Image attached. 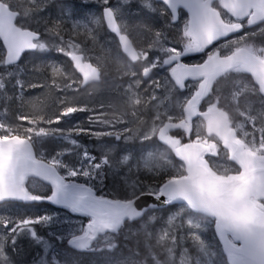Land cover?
I'll list each match as a JSON object with an SVG mask.
<instances>
[{
    "label": "snow or ice",
    "instance_id": "6c2138e0",
    "mask_svg": "<svg viewBox=\"0 0 264 264\" xmlns=\"http://www.w3.org/2000/svg\"><path fill=\"white\" fill-rule=\"evenodd\" d=\"M25 2L27 11L24 14L8 3L9 12L16 13L14 20L0 15V45L4 53L0 56V101L5 105L0 112L5 114L8 103L14 99L21 108L32 103L26 100L24 92L37 85L22 79L24 71L19 64L26 53H43L54 48L70 58L74 70L82 77L81 84L99 81L104 74L105 57L97 58L95 63L89 62L79 44L64 41L63 22L47 25L43 34L25 28V23L46 7L47 0ZM98 2L104 5L101 16L88 22H74L73 34L79 35V29L84 28L85 35L96 40L99 28L106 27L118 37L119 47L133 64L144 62L141 78L132 70L130 76L134 79L126 90L129 100L136 106L143 101L154 107L150 131L137 139L141 145L157 140L178 163L169 157L163 167L154 169L150 167V158L160 153L147 152L136 158L129 147L134 134L127 126L139 119L135 110L132 116L136 119L122 120L125 127L119 129L114 123L102 122L99 118L102 113L93 115L95 109L86 105L64 106L53 114L43 111L21 113L17 119L27 121L31 126L0 120V167L6 177L5 185L0 189V202H46L70 213L80 223L72 226L75 231L69 232L67 246L77 251L91 250L93 242L100 236L115 241L125 223H139L135 232H143L148 237L151 235L149 225L156 220L155 212L167 210L169 215L164 228L172 226L176 232L162 228L158 241H166L172 254L181 240L190 241L193 246L189 249L181 245L180 264H225L224 257L226 264H264V196L258 195L264 191V124L261 123L264 121V79L262 74L253 75L257 66L264 64V43H255L256 37H264V0H140L142 8L166 19L162 28L152 30L150 25L147 26L154 31V39L146 49L139 51L129 38L127 23L110 6V0ZM0 3H6V0H0ZM120 3L130 5L133 0H120ZM172 30L178 33L174 40L168 36V31ZM238 33L240 35H235ZM45 35L56 38L59 43L49 44ZM196 56H203L202 61L188 62ZM51 67L54 77L64 73L55 62ZM157 71L166 75L157 77L154 75ZM242 79L250 84V92H241L237 81ZM145 82L148 84L145 91L151 90L146 99L139 91ZM52 83L60 87L55 79ZM75 83L76 80L66 82L61 91L71 89ZM10 86L15 89L14 93L9 92ZM44 86L48 87L47 84ZM159 92L163 95H158ZM177 92L180 97L173 102ZM252 96L260 98V107H254L250 99L247 101V116L241 118L238 125L241 131L234 142L229 144L226 138L225 143L220 144L201 135L203 113L210 114L209 123L215 124L218 130L232 131V121L219 109L224 104L239 106L242 99ZM174 109H179L178 116L172 114ZM85 112L89 113L85 118L87 127L85 122L77 123L71 129L40 126L58 125L64 118ZM95 126H110L112 130L94 131ZM79 136L110 138L114 143L101 145L100 158L82 149L76 152L75 163H68L64 156H70L80 148V142L74 138ZM49 139L63 140L72 149L37 154L36 145ZM249 156L252 159H248ZM121 166L127 170L122 179L130 194L121 199L98 195L97 186L104 185L108 174L115 175ZM216 169L231 171L229 179L232 181L244 184L250 179L255 181L256 187L243 202L248 207L225 215L202 196L193 195L189 187L181 183L191 173L200 170L213 173ZM141 171L149 173L151 179L141 178ZM81 179L83 182H79ZM56 219L51 213L35 217L0 215V230L7 236V240H0V264H15L8 254V246L14 248L21 235H27L43 247L45 256L40 264H60L55 246L37 231V226L50 227ZM177 220L179 224L175 223ZM209 229L219 246L205 238L204 233ZM51 235L55 236V233ZM57 239L62 243L65 237L61 235ZM118 247L114 243L110 250ZM50 251L52 255L49 256Z\"/></svg>",
    "mask_w": 264,
    "mask_h": 264
},
{
    "label": "rangeland",
    "instance_id": "374dc122",
    "mask_svg": "<svg viewBox=\"0 0 264 264\" xmlns=\"http://www.w3.org/2000/svg\"><path fill=\"white\" fill-rule=\"evenodd\" d=\"M12 5L19 4L21 0H8ZM23 13L27 11L26 2L23 0ZM101 4L98 0H47L46 7L42 8L41 11L34 14L32 20L26 22V25L29 27H34L36 30H40L44 33V29L47 25L51 26L53 22L61 21L62 29L68 30L73 40L68 39V41L72 43L79 44L83 52L88 53L94 61H97V58L105 57L104 61V74L102 78V83L99 86H95L90 88L86 92H79L77 89L73 91V88L68 89L67 91H61L63 85L67 83H72V77L69 75H65L61 73L59 75L53 76L52 68H48L39 65V69L32 68L31 64L25 62L23 65V77L22 79L37 85L32 89H25L24 96L26 100L32 101V103L26 104L23 108H21L17 101L14 99L10 101L7 105V113L0 112V120H4L6 122L12 123L13 125H23L24 127L31 126L27 123V121H20L17 119L18 115L23 114H33L39 111L46 112L48 114L58 113L64 106H88L89 108L95 109L93 115L102 113L99 117L100 120L107 121L109 123H114L116 128H123L125 124L122 123V120L132 121L136 118L132 116V112L135 110L137 116L139 117L135 123H130L127 126L131 127L132 133L134 134V139L131 141L137 147L140 146V141L137 139L139 136L144 134L145 132H149L153 122L152 116L154 112L153 104L145 103L141 101L139 106H136L129 100V96L127 93V88L129 83L134 79L130 76L132 68L129 67L126 63L123 62V66L121 65V71L118 72L117 68L119 67L117 59L111 60L115 57L113 55L115 53L114 46L108 40L109 37L103 34L102 30L99 28L97 32V39L93 40L90 36L85 35L84 28L79 29V35L73 34V23L80 22H88V19H92L93 17H98L96 14L98 12V7ZM114 8L117 10L119 17L127 23L132 31L135 30L136 21L139 22V16L144 14V10L139 7V4L130 5H122L120 0L117 3H113ZM17 6V5H16ZM83 10L85 12H83ZM146 18V16H145ZM148 19V18H146ZM145 22H142L138 25L140 27L142 25L141 31L145 32V27L147 24L154 26V24L149 23L147 20L143 19ZM149 20V19H148ZM131 21H134L133 24ZM147 21V22H146ZM72 30V32H71ZM140 31V32H141ZM139 32V33H140ZM154 32V31H153ZM63 38H65V33L62 32ZM147 33L143 34H135L136 42L141 49H145L148 44L153 40L151 35L148 34L147 39L144 40V36ZM88 43H86V39ZM45 40L48 41L49 44L58 42L54 37L45 35ZM1 54V50H0ZM65 56V55H63ZM37 64V63H35ZM60 67V66H59ZM163 78L164 76H158ZM53 79L56 80V84L60 85V87H56L53 85ZM15 77H13V82ZM240 86V82L237 81ZM47 84L48 87L44 85ZM146 86L143 85L140 87L139 91L142 93L143 98H147L149 95V91H145ZM241 92L247 93L251 91V88H240ZM9 92L14 93L15 89L11 86L9 87ZM75 92V93H74ZM158 95H163L162 92H159ZM180 97V93H176L173 96V102H175ZM254 102V107H260L259 105V97H245L242 99L239 106H235L236 111L240 114L241 117H246L248 112V100ZM63 101L64 103H61ZM4 102L0 101V109L4 108ZM163 111V109H161ZM178 110V109H174ZM105 111V112H104ZM89 115V113H76L70 118H64L62 122L58 125H46L41 124L40 126L44 127H59L61 129H71L73 125L85 122V118ZM68 120V122H67ZM72 120V121H71ZM264 124V121H261ZM84 126L87 127V123H84ZM94 131H105L112 130L111 127L105 126H95ZM257 133V138H258ZM92 139V138H91ZM105 139V138H104ZM104 139H95L97 143H101V145H111L114 141L110 138L108 140L103 141ZM103 142H101V141ZM112 143H109V142ZM153 141V140H152ZM151 141V142H152ZM95 142V141H94ZM88 144V143H86ZM57 149H65L71 150L72 146L69 143L64 142L63 140L57 139H49L45 140L43 143H38L36 145L35 151L37 154L43 152L45 155L51 154ZM82 149H90L87 145L82 142L80 144V148L76 149L70 156H64V159L68 163H75L78 159L76 152L81 151ZM99 150L101 147H94L93 150ZM140 152V151H139ZM135 152V153H139ZM139 159V156L137 157ZM157 164H160L158 159H155ZM135 164V161H133ZM155 166L150 161V167L155 169ZM125 168V167H123ZM125 171H121L124 174H119L117 178H111L113 181L112 187L116 190H123L124 192H128L130 194V189L126 187L122 177L126 174V168L123 169ZM142 174H147L146 171H141ZM80 182H83L81 179ZM109 186L106 184V187ZM121 186V187H120ZM98 194H103L104 185H98L96 188ZM22 208L18 206H6V208L0 209V215L10 214L12 216H20ZM35 213L33 215H29L26 209L23 208V216H38L43 214L39 209H34ZM174 211V210H173ZM182 212L183 209H180ZM46 213H51L56 216L57 219L52 223L50 227H41L37 226V231L40 235H43L49 242H55L58 244L56 246V254L59 256L60 264H139L138 256L134 248H136L139 253L142 255L150 256L154 251H160L161 248L164 247L165 241H158V235L160 234V230L164 228L166 218L169 213L164 214L163 212H155V217H157L156 222L149 225L148 231L151 233L150 236H146L145 233L140 232L136 233L135 229L139 228V223L131 224L127 226L121 233V236H125L129 234L130 236H136L132 241H123L116 237L115 241L108 240L107 237H104L102 241H97L93 245L94 247L87 251L84 255H79L80 253L74 252L70 248L67 247V238L70 231H75L72 228L73 225L78 226L80 221L75 217H71L70 214L60 212L57 210H46ZM172 228V226H168L164 228V230H168ZM129 229H134L133 232L129 231ZM55 233V236L51 235ZM63 235L65 239L61 243L57 237ZM0 240H7V236L5 235L4 230H0ZM117 243L119 247L115 250H110L112 245ZM65 247L64 249H60V247ZM10 249V256L12 257L15 264H24L26 262H36V260L41 256L43 252V247L41 245L35 244L27 235H21L15 243V247H11L9 244L8 251ZM150 250V251H149ZM49 256L52 255L50 251ZM151 257V256H150ZM23 258V259H22ZM150 264H153L152 262Z\"/></svg>",
    "mask_w": 264,
    "mask_h": 264
},
{
    "label": "water",
    "instance_id": "95a60500",
    "mask_svg": "<svg viewBox=\"0 0 264 264\" xmlns=\"http://www.w3.org/2000/svg\"><path fill=\"white\" fill-rule=\"evenodd\" d=\"M0 15L6 16L9 19L14 20L15 15L5 11L0 7ZM262 74L258 71H254L253 75ZM262 79L264 76L262 74ZM97 82V81H96ZM89 82L87 84H90ZM86 84V85H87ZM6 182V177L4 175L2 167H0V189L3 188ZM249 182L255 188V181L250 179ZM182 184H185V179L181 181ZM190 189V192L193 195L202 196L209 204L218 208L221 213L225 215H231L236 212H240L244 210V208L248 207V205L244 204L243 202L246 200H227L232 197L231 193H227V188L222 187L218 181H212L211 179L207 178H200L197 182L189 183L187 185ZM240 195H236L239 197Z\"/></svg>",
    "mask_w": 264,
    "mask_h": 264
},
{
    "label": "flooded vegetation",
    "instance_id": "af4514ba",
    "mask_svg": "<svg viewBox=\"0 0 264 264\" xmlns=\"http://www.w3.org/2000/svg\"><path fill=\"white\" fill-rule=\"evenodd\" d=\"M182 15L186 16L184 12H182ZM157 16V19H159L157 22L155 20H149L148 22L151 23V24H154V26H151V29H157V25H159V28H162L164 27V19L166 18H161L158 16V14L156 15ZM142 22H145V21H139L137 22V25H136V31L138 32V34H143V33H147L149 34L150 30L148 27H145V32L141 31V28H142V25L140 27H138L139 24H141ZM147 22V21H146ZM149 24H147L148 26ZM254 29H245V31H253ZM141 31V32H140ZM140 32V33H139ZM173 32H176L175 30H172V31H168V36L174 40V37H176L178 35V33L176 32V34H173ZM128 33L130 34V32L128 31ZM240 35V34H239ZM110 38H112V40L115 42V39H113V37L110 36ZM255 43L259 44V43H264V37H261V36H258L255 38ZM120 55V53H118ZM151 55V54H150ZM203 59V56H196V57H192L189 59L188 62L190 63H197V62H201ZM121 65H119V67L117 68V71L120 72L121 71ZM163 72V71H162ZM165 73V72H163ZM221 110H225L226 112L228 111V106L224 105L223 108H221ZM180 114V113H179ZM178 114V115H179ZM228 114V112H227ZM177 115V116H178ZM229 115V114H228ZM229 119L231 120V116H229ZM205 123L204 121L201 119V127H200V132H201V135L206 137L205 136ZM239 134V132H238ZM210 140H213L215 142H217L215 139H210ZM218 143V142H217ZM221 163H224L223 160L220 161ZM215 172L219 173V174H223V175H226V174H229L231 173V171L229 170H225V169H216Z\"/></svg>",
    "mask_w": 264,
    "mask_h": 264
},
{
    "label": "trees",
    "instance_id": "16d2710c",
    "mask_svg": "<svg viewBox=\"0 0 264 264\" xmlns=\"http://www.w3.org/2000/svg\"><path fill=\"white\" fill-rule=\"evenodd\" d=\"M60 63H61V67L64 68L65 65H66V63H65V62H64V63L60 62ZM143 175H144V174L140 173L141 178H143V179H145V180L151 179V177H145V176H143ZM179 245H182L183 247H187V248H189V249H192V248H193V247H191L187 242H185V246H184V244H181L180 242H179V244H178L177 246H179ZM216 246H218V245L216 244ZM174 252H175V254H178V253H179L178 249L175 250ZM193 253H194V249H193Z\"/></svg>",
    "mask_w": 264,
    "mask_h": 264
}]
</instances>
